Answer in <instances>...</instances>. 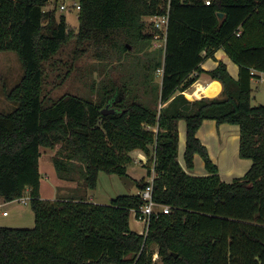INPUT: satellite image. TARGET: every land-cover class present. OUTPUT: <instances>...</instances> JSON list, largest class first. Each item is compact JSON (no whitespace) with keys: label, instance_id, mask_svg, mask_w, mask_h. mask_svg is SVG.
Masks as SVG:
<instances>
[{"label":"trees","instance_id":"obj_1","mask_svg":"<svg viewBox=\"0 0 264 264\" xmlns=\"http://www.w3.org/2000/svg\"><path fill=\"white\" fill-rule=\"evenodd\" d=\"M50 1L58 0H0V51L15 52L23 67L6 90L15 107L0 113V200L28 195L35 215L31 228L0 226V264H264V105L252 104V80L264 73V0H171L165 46L149 53L140 77L110 81L96 100L65 93L45 105V62L72 36L66 15L45 10ZM78 4L77 49L116 54L121 63L134 43L153 41L158 30L150 22L154 31H144L145 16L167 11L164 0ZM220 48L239 65L238 78L223 61L202 68ZM203 72L222 82V93L190 100L184 92ZM142 87L156 95V106L141 99ZM107 104L116 111L103 114ZM208 119L239 126V154L252 160L243 176L221 177L198 137ZM41 147L56 150L59 178L78 181L73 193L41 195ZM135 150L155 172L154 200L171 207L151 215L147 234L130 226L131 213L145 204L140 192L108 204L88 198L101 171L129 176ZM197 154L205 175L191 173ZM135 182L140 191L148 185Z\"/></svg>","mask_w":264,"mask_h":264},{"label":"rangeland","instance_id":"obj_2","mask_svg":"<svg viewBox=\"0 0 264 264\" xmlns=\"http://www.w3.org/2000/svg\"><path fill=\"white\" fill-rule=\"evenodd\" d=\"M78 3L79 0H58L50 1L44 6L45 10L56 8L57 18L66 15L68 26L72 33V36L62 49L45 62L43 95L49 98L47 100L43 97L45 105H48L52 100H56L65 93H73L84 98L96 100L103 86L110 81L121 79L125 75H128L129 72L135 77L134 79L140 77L143 69L142 65L147 60L149 53L152 50L161 49L165 46L163 36L158 39L154 38L151 43H134L130 56L127 58V61L124 59L123 63L117 60L116 54L110 58L106 55L98 56L96 55V51L88 50L84 46L77 49L76 35L79 27ZM62 4L66 5V9H60V5ZM145 19L148 23L144 31L147 33L154 31V28L149 24L151 22L150 17L145 16ZM157 33V31L154 32V36ZM82 48L87 50L84 52L81 50ZM134 62L137 63V66H132ZM22 75L23 67L16 53L13 51H0V113L11 111L15 107V103L7 98L6 90L12 89L19 82ZM154 77L156 82H161L160 72H155ZM259 85L256 81L252 82L253 105H264V95L263 91L261 94L259 93ZM195 88L196 85H192L190 90L192 91ZM138 93L141 94V99L146 103L151 106L157 105L156 95L152 92L146 93L142 87L138 90ZM186 97L189 98L187 95ZM42 150L43 156L40 160L42 178L41 195L45 198H53L56 196V191H58V175L53 157L50 154L51 149L42 147ZM52 151L54 154L56 150ZM132 167L135 168V172L131 171L129 176H120L116 173L101 171L97 186L89 190L90 194L95 195L96 199L103 204L110 203L111 199L120 194H136L139 188L135 181H139L137 180L140 176L139 173L145 172V169H143L140 163L131 164L129 170H132ZM145 167L149 169L148 163ZM201 169L197 165L196 169L194 167L193 170L194 172H204L206 170L205 165ZM234 178L231 177L229 180L232 181ZM22 199L26 202H22ZM4 202L6 204L0 207V225H15L12 227L20 228H31L34 226L35 215L28 195L12 201L1 199V203ZM3 211L9 216H5L6 214L4 215ZM19 213L20 216L18 217L17 214ZM130 222L135 229H139L137 223L143 226V223L135 217L134 212L131 213Z\"/></svg>","mask_w":264,"mask_h":264},{"label":"crops","instance_id":"obj_3","mask_svg":"<svg viewBox=\"0 0 264 264\" xmlns=\"http://www.w3.org/2000/svg\"><path fill=\"white\" fill-rule=\"evenodd\" d=\"M220 61H223L227 64V68L230 74L234 78H238L239 65L229 57V55L223 48H220L215 52V57L206 58L201 66L204 70L209 71L214 69ZM253 81H256L257 83L260 84L258 86L259 93L261 94V92L263 91V95H264V73L256 72V77L253 78L252 82ZM213 82H218L220 84L221 87L218 94L214 95V96H220L223 90L222 82L218 79H213L207 72H203L199 75V78L193 84L194 86L196 85V88L194 90L191 91L189 89L184 93L185 95H187V92L193 93V98H191L192 100H194L195 98H200V96L194 94L195 90L198 89L199 86H208ZM203 96H208V95L203 94ZM214 96H208V97H214ZM179 135H180L179 161L183 166H185L184 152L186 146V123L184 120L179 121ZM198 137L208 147L210 156L213 159V161L218 164L219 173L224 180L230 181L229 179H231V177L234 178V177L243 176L251 167L252 160L248 158H242L239 154L240 128L238 125L229 124V123H223L219 125L216 123L215 120L208 119L205 120L203 122V125L200 127L198 131ZM42 151L43 150L41 147L40 160L43 156ZM50 151H51L50 154L53 157V151L52 150ZM132 154L134 157L133 163H140L143 166V169H145V172L139 173L140 176L139 178H137V180L145 179L146 181H148L150 179V176L153 174V171L149 174V169L146 167L144 168V166L147 165V161H148L146 154L142 150H135L133 151ZM197 165L203 169L204 161L202 157L198 154L195 156V169ZM131 171L135 172V168L132 167V170L131 169L129 170V174ZM205 171L206 170H204V172L203 171L194 172V170H192L191 173L194 175H205L207 173V172L205 173ZM40 172H41V161H40ZM57 177H58V191H56V196L49 199H55L58 196H67L70 193H73V190L78 188V181L64 180L59 178V176ZM139 192L140 190L137 193ZM41 193H42V178H41ZM88 198L91 202L101 203L96 199V196L91 195L89 191H88ZM5 204L6 202L1 203L0 200V207ZM5 214L6 213H4V215ZM5 216H9V215L6 214ZM17 216L19 217L20 213L17 214ZM10 226L12 227L15 225H10ZM130 226L133 230L142 233L143 226L141 224L137 223L139 229H135L132 226L131 222H130Z\"/></svg>","mask_w":264,"mask_h":264},{"label":"built area","instance_id":"obj_4","mask_svg":"<svg viewBox=\"0 0 264 264\" xmlns=\"http://www.w3.org/2000/svg\"><path fill=\"white\" fill-rule=\"evenodd\" d=\"M166 2L167 8L166 13L163 14H155L150 18L151 23L153 24L154 28H156L158 33L154 36V38L158 39L161 36H163L164 41L166 42V36H167V28H168V22H169V8L171 4V0H164ZM207 4H210V0H206ZM78 9L80 8L79 4H77ZM60 9L64 10L66 9V5L62 4L60 5ZM163 70L159 69V72L161 73ZM155 176V172L153 170V174L150 176V179L148 180V185L145 189L140 191V194L142 198L145 200V204L139 209L135 210L134 215L135 217L143 223V229L142 234H147L148 231V225L150 222V217L153 213L157 212L158 210H161L164 213H169L171 210V207L169 205H161L158 204L154 198H153V179ZM22 202H26L24 199H22ZM158 255H154V259H157Z\"/></svg>","mask_w":264,"mask_h":264},{"label":"bare ground","instance_id":"obj_5","mask_svg":"<svg viewBox=\"0 0 264 264\" xmlns=\"http://www.w3.org/2000/svg\"><path fill=\"white\" fill-rule=\"evenodd\" d=\"M220 84L218 82H213L208 86H199L197 90H195V95L197 96H203V94L208 95V96H214L217 95L219 90H220ZM187 96L189 98L193 97V93L187 92Z\"/></svg>","mask_w":264,"mask_h":264},{"label":"water","instance_id":"obj_6","mask_svg":"<svg viewBox=\"0 0 264 264\" xmlns=\"http://www.w3.org/2000/svg\"><path fill=\"white\" fill-rule=\"evenodd\" d=\"M218 2H221V0H217ZM219 17H223L224 13L223 12H219L218 13ZM116 111L115 108H111L110 104H107L105 106V108L102 110L103 114H110V113H114Z\"/></svg>","mask_w":264,"mask_h":264}]
</instances>
